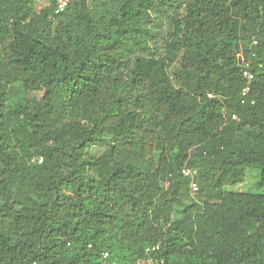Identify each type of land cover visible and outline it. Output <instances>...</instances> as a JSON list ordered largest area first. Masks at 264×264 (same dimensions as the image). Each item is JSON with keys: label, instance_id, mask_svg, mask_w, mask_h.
Instances as JSON below:
<instances>
[{"label": "trees", "instance_id": "1", "mask_svg": "<svg viewBox=\"0 0 264 264\" xmlns=\"http://www.w3.org/2000/svg\"><path fill=\"white\" fill-rule=\"evenodd\" d=\"M55 6L0 0V264H264V0Z\"/></svg>", "mask_w": 264, "mask_h": 264}, {"label": "built area", "instance_id": "2", "mask_svg": "<svg viewBox=\"0 0 264 264\" xmlns=\"http://www.w3.org/2000/svg\"><path fill=\"white\" fill-rule=\"evenodd\" d=\"M67 5V0H56V6L54 9L55 13L61 12ZM255 43V41H253ZM241 73L242 76L246 80V84L243 86V88L240 91V96H241V102H250L254 103V99L249 98V93L251 91V81L254 78V73L251 71L249 68V62L244 60V58L241 56ZM212 94H208V97H212ZM232 118H235V115L232 116ZM182 174L186 177H189V182H188V189L192 194H195L198 191V183L195 180L197 171L195 169L191 168H183L182 169ZM158 246L150 248V250L157 249ZM149 248L147 249V252L150 251ZM140 264H159L157 263L152 257L148 256L147 258H143L142 260H139ZM31 264H37V262H32Z\"/></svg>", "mask_w": 264, "mask_h": 264}, {"label": "rangeland", "instance_id": "3", "mask_svg": "<svg viewBox=\"0 0 264 264\" xmlns=\"http://www.w3.org/2000/svg\"><path fill=\"white\" fill-rule=\"evenodd\" d=\"M48 3L49 0H33V6L35 7V9H39L40 7L46 6ZM140 133L142 134V131H140ZM96 148L94 150H96ZM224 189L239 193H250L253 195L256 193H261L264 190V183L261 182L259 179V169L257 167H248L245 169L244 179L240 183L234 185H227L224 187ZM197 192L195 194H192L188 190V196L192 199L196 198Z\"/></svg>", "mask_w": 264, "mask_h": 264}]
</instances>
